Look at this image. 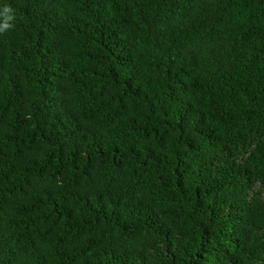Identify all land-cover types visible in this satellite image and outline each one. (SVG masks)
<instances>
[{"label": "trees", "instance_id": "obj_1", "mask_svg": "<svg viewBox=\"0 0 264 264\" xmlns=\"http://www.w3.org/2000/svg\"><path fill=\"white\" fill-rule=\"evenodd\" d=\"M5 6L0 264H264V0Z\"/></svg>", "mask_w": 264, "mask_h": 264}, {"label": "clouds", "instance_id": "obj_2", "mask_svg": "<svg viewBox=\"0 0 264 264\" xmlns=\"http://www.w3.org/2000/svg\"><path fill=\"white\" fill-rule=\"evenodd\" d=\"M12 9L10 7L5 6L3 12L0 13V16L3 18V23L0 24V33H4L10 28L13 27L11 21L13 20V16L10 15Z\"/></svg>", "mask_w": 264, "mask_h": 264}]
</instances>
